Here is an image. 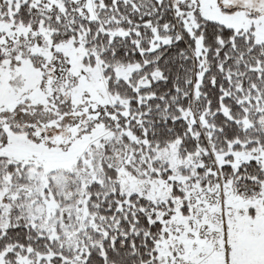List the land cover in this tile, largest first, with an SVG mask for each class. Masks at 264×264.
Listing matches in <instances>:
<instances>
[{"label":"snow or ice","instance_id":"6c2138e0","mask_svg":"<svg viewBox=\"0 0 264 264\" xmlns=\"http://www.w3.org/2000/svg\"><path fill=\"white\" fill-rule=\"evenodd\" d=\"M0 264H264V0H0Z\"/></svg>","mask_w":264,"mask_h":264}]
</instances>
